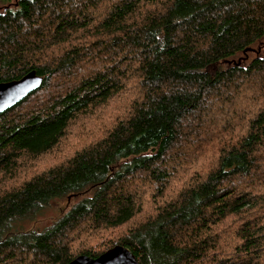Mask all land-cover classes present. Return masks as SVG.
<instances>
[{
  "label": "trees",
  "instance_id": "1",
  "mask_svg": "<svg viewBox=\"0 0 264 264\" xmlns=\"http://www.w3.org/2000/svg\"><path fill=\"white\" fill-rule=\"evenodd\" d=\"M104 2L0 0V81L43 78L0 114V264L116 245L139 264H264V0ZM123 97L104 137L28 177L79 115Z\"/></svg>",
  "mask_w": 264,
  "mask_h": 264
},
{
  "label": "rangeland",
  "instance_id": "2",
  "mask_svg": "<svg viewBox=\"0 0 264 264\" xmlns=\"http://www.w3.org/2000/svg\"><path fill=\"white\" fill-rule=\"evenodd\" d=\"M111 2L112 0H105L101 8L105 9ZM103 12L104 11H98L97 14ZM261 53L264 54V46L261 48ZM258 54L259 53L251 52L247 60ZM61 87L60 80L57 78H55V80L53 79L47 88L42 89L36 95L30 97L29 103L21 110V114L26 116L31 113V108L39 101H41L42 106H45L44 99L55 94ZM129 101V97L112 99L105 105L90 110L87 114L79 115L76 120L70 124L66 137L62 140L55 152L46 153L38 158V161L31 164L34 168L29 167L28 177L32 176L37 171L41 172L52 166L64 163L74 152L104 137L116 121L127 114ZM17 180L18 179H15L13 183L19 184ZM60 202L63 203V201H59L57 206L54 204L38 213L34 218L35 221L33 226H43L51 218L58 216L60 209L65 206V204H61ZM154 205V203H144V211H148L150 206ZM26 225L31 226L32 221L27 220ZM79 245V243L75 242L72 247L79 248Z\"/></svg>",
  "mask_w": 264,
  "mask_h": 264
},
{
  "label": "water",
  "instance_id": "3",
  "mask_svg": "<svg viewBox=\"0 0 264 264\" xmlns=\"http://www.w3.org/2000/svg\"><path fill=\"white\" fill-rule=\"evenodd\" d=\"M43 78L31 71L22 78L8 82L0 81V114L27 98L40 88ZM67 264H139L134 253L123 245H116L98 257L80 255Z\"/></svg>",
  "mask_w": 264,
  "mask_h": 264
}]
</instances>
